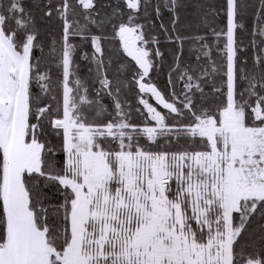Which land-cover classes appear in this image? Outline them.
I'll use <instances>...</instances> for the list:
<instances>
[{
  "label": "snow or ice",
  "instance_id": "snow-or-ice-1",
  "mask_svg": "<svg viewBox=\"0 0 264 264\" xmlns=\"http://www.w3.org/2000/svg\"><path fill=\"white\" fill-rule=\"evenodd\" d=\"M0 264H264V0H0Z\"/></svg>",
  "mask_w": 264,
  "mask_h": 264
},
{
  "label": "trees",
  "instance_id": "trees-1",
  "mask_svg": "<svg viewBox=\"0 0 264 264\" xmlns=\"http://www.w3.org/2000/svg\"><path fill=\"white\" fill-rule=\"evenodd\" d=\"M211 2H213V3H214V2H215V0H211ZM160 79H161V84H163V77L161 76V78H160Z\"/></svg>",
  "mask_w": 264,
  "mask_h": 264
}]
</instances>
